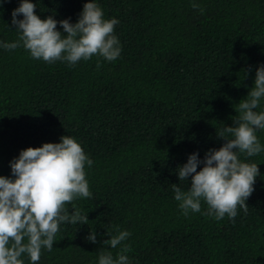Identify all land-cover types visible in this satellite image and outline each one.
Returning a JSON list of instances; mask_svg holds the SVG:
<instances>
[{"label": "trees", "instance_id": "16d2710c", "mask_svg": "<svg viewBox=\"0 0 264 264\" xmlns=\"http://www.w3.org/2000/svg\"><path fill=\"white\" fill-rule=\"evenodd\" d=\"M30 2L41 19L72 24L85 3H97L104 19L119 21L121 47L114 61L94 55L71 65L0 46V176L15 179L10 162L22 150L66 135L93 161L85 164L92 196L65 205L87 214V224L60 223L36 264H99L102 251L116 259L124 245L129 264H264V130L256 131L259 154L238 152L260 172L247 213L238 206L234 220H217L201 201L185 216L172 187L187 192L191 176L179 181L178 168L198 153L200 171L206 153L227 142L218 134L235 126L264 65V0ZM20 3L0 0V45L21 35L12 24ZM255 111L264 112V97ZM117 228L131 235L115 249L104 245ZM91 231L97 243L86 241Z\"/></svg>", "mask_w": 264, "mask_h": 264}, {"label": "clouds", "instance_id": "9594fccd", "mask_svg": "<svg viewBox=\"0 0 264 264\" xmlns=\"http://www.w3.org/2000/svg\"><path fill=\"white\" fill-rule=\"evenodd\" d=\"M192 6L200 7L196 3ZM35 9L36 4L30 0H21L20 6L12 11V24L21 35L16 42L0 46L7 50L22 46L30 51L33 58L47 63L67 61L75 65L94 55L107 61L120 56V42L113 34L119 21L104 19L97 3H85L75 24L67 19L58 22L52 16L41 19ZM21 14L23 19H17ZM58 23L63 34L57 30ZM262 97L264 65L256 69L254 87L238 105L235 126L226 127L218 134L227 142L218 150L206 153L204 167L200 171H197L201 163L198 153L191 154L187 163L178 168L179 181L188 180L191 176L187 192L177 184L172 185L175 199L180 201L179 206L185 216L189 210L200 212L201 201L208 205L205 214L214 215L217 220L226 214L234 220L238 206L247 213L249 206L246 200L252 195L260 172L258 164L241 162L238 152L252 157L262 151L256 131L264 130V112L255 111ZM226 133L234 138L228 139ZM85 164L91 167L93 161L76 139L67 135L61 137L59 143H44L41 147L22 150L19 157L10 162L15 179L0 176V264H23L21 257L24 254L30 257L32 264H36L42 248L53 249L60 223L87 224V214L74 210L70 215L65 207L79 197L92 196ZM117 232L103 244L115 249L131 235L118 228ZM97 235L91 231L86 241L97 243ZM129 250V246L124 245L116 259L111 252L102 251L99 264H129L125 254Z\"/></svg>", "mask_w": 264, "mask_h": 264}]
</instances>
